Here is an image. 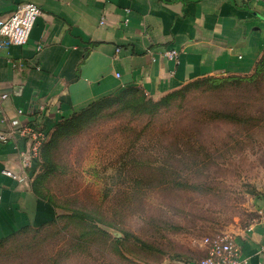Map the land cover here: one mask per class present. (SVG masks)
Returning <instances> with one entry per match:
<instances>
[{
  "label": "rangeland",
  "instance_id": "1",
  "mask_svg": "<svg viewBox=\"0 0 264 264\" xmlns=\"http://www.w3.org/2000/svg\"><path fill=\"white\" fill-rule=\"evenodd\" d=\"M255 68L159 98L111 95L51 150L42 189L57 222L1 245L0 264H185L204 238L254 226L264 202V69Z\"/></svg>",
  "mask_w": 264,
  "mask_h": 264
},
{
  "label": "crops",
  "instance_id": "2",
  "mask_svg": "<svg viewBox=\"0 0 264 264\" xmlns=\"http://www.w3.org/2000/svg\"><path fill=\"white\" fill-rule=\"evenodd\" d=\"M28 2L39 16L27 44L0 49V91L9 95L0 121L37 126L48 137L126 88L159 98L198 79L248 75L264 53V0H0V19ZM172 50L176 61L165 57ZM26 147L22 139L0 142V242L56 219L32 188L35 170L23 182L2 174L17 170ZM231 238L246 264H264V202L259 221ZM203 256L201 248L185 264Z\"/></svg>",
  "mask_w": 264,
  "mask_h": 264
},
{
  "label": "built area",
  "instance_id": "3",
  "mask_svg": "<svg viewBox=\"0 0 264 264\" xmlns=\"http://www.w3.org/2000/svg\"><path fill=\"white\" fill-rule=\"evenodd\" d=\"M125 12L129 13L128 10ZM38 16L37 6L28 2L18 5L7 18L0 19V49L26 45ZM165 57L176 61L177 52L168 51ZM116 77L119 75L116 74ZM8 97L7 93L0 91V106ZM18 113L20 114L21 111ZM0 122L5 129L0 130L1 143L22 139L27 144L24 150L19 151L20 161L17 170L4 168L2 174L17 182L30 180L31 172L36 169V164L40 161V149L48 139L47 132L37 126H20L16 120L9 123L4 117H1ZM202 248L204 256L197 264H246L247 262L230 236L206 237L202 240Z\"/></svg>",
  "mask_w": 264,
  "mask_h": 264
},
{
  "label": "trees",
  "instance_id": "4",
  "mask_svg": "<svg viewBox=\"0 0 264 264\" xmlns=\"http://www.w3.org/2000/svg\"><path fill=\"white\" fill-rule=\"evenodd\" d=\"M255 69L257 70V72L258 71L259 72L263 71V69H264V53H263L262 57L260 58V60L258 61ZM199 80L200 79L195 80L194 82H198ZM132 89H137V88L129 87L126 90H132ZM113 97L114 96H108V97H104V98H102V99H100V100H98L96 102H93V103L87 105L86 107L82 108L78 112L74 113L68 119H65V120L61 121L60 123H58L57 125H55L54 129L49 134V137H48L47 141L42 145V147L40 149V161L36 164V169H35V171L33 173V177H32L33 180H32L31 184H32V188H33L34 192L37 195L43 197V199L47 200L56 210H57V208H56L55 204L50 199H48V198H46L44 196L43 189H42V184L47 180V177L50 174H52V172L54 171V165H53V162H52V159H51L52 158L51 150L53 151V149H54V147H55V145L57 143V140H59L61 137L65 136L67 133H69L70 130L73 127H75L76 125H78V123L81 120H84L91 113H93L96 109H98L100 104L108 101L109 99H112ZM223 115L225 117H227L226 114H223ZM71 216H72V218L76 219L77 221H79L81 223L89 221V220L92 221V222L101 223L100 221L94 219L96 217H92V213L91 212H87V211L72 212ZM58 218H59V215L57 214L56 215V219L53 222H51L49 225L55 224L57 222ZM43 227H45V226H43ZM43 227H41V228H43ZM41 228H39V229H41ZM28 230H31V229L30 228L23 229L20 232L12 235L8 239L0 242V246L3 245L4 243H8L9 241H11L16 236H18V235H20V234H22V233H24V232H26ZM114 242L118 244V243H121L122 241L115 240Z\"/></svg>",
  "mask_w": 264,
  "mask_h": 264
}]
</instances>
